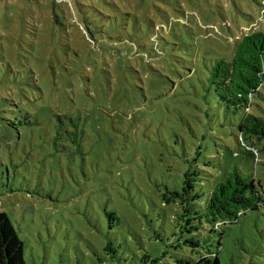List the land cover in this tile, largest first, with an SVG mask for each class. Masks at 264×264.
Masks as SVG:
<instances>
[{
    "label": "rangeland",
    "instance_id": "obj_1",
    "mask_svg": "<svg viewBox=\"0 0 264 264\" xmlns=\"http://www.w3.org/2000/svg\"><path fill=\"white\" fill-rule=\"evenodd\" d=\"M255 32L264 0H0V213L28 264H264V207L209 234L163 196L264 187V142L209 83Z\"/></svg>",
    "mask_w": 264,
    "mask_h": 264
},
{
    "label": "trees",
    "instance_id": "obj_2",
    "mask_svg": "<svg viewBox=\"0 0 264 264\" xmlns=\"http://www.w3.org/2000/svg\"><path fill=\"white\" fill-rule=\"evenodd\" d=\"M210 87L218 101L235 115L242 113L239 133L243 140L264 142V118L254 112L256 98L264 89V33L255 32L245 36L238 44L232 58H223L210 70ZM29 118V117H28ZM27 125H32L28 121ZM247 151L255 158L257 152ZM185 175L182 191H169L163 195L175 196L186 202L189 215H195L211 226L209 234L224 235V227L237 224L249 211H259L264 207V187L255 179L233 172L214 188L202 190L201 176ZM195 182V187L190 182ZM198 187V188H196ZM192 188L190 192L187 189ZM184 197H180V196ZM197 202V203H195ZM197 208L198 210H195ZM108 216H112L108 214ZM189 225V223L187 224ZM205 242V240H204ZM149 259V256H145ZM158 260H152L157 264ZM0 264H28L25 245L14 224L6 213H0ZM195 264H221L218 256H206Z\"/></svg>",
    "mask_w": 264,
    "mask_h": 264
}]
</instances>
